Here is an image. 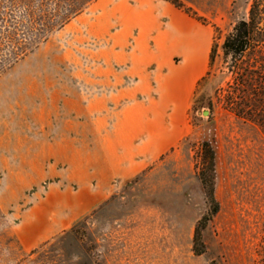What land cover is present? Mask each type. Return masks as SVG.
<instances>
[{
    "label": "rangeland",
    "instance_id": "1",
    "mask_svg": "<svg viewBox=\"0 0 264 264\" xmlns=\"http://www.w3.org/2000/svg\"><path fill=\"white\" fill-rule=\"evenodd\" d=\"M95 1L0 0V264H264V128L219 99L233 83L222 44L251 0H180L217 52L196 83L188 136L72 226L34 248L21 243L39 200L78 187L68 176L89 138L69 101L101 93L86 81L99 43L62 24ZM204 141L217 154L219 211L199 254L196 228L212 209L199 176Z\"/></svg>",
    "mask_w": 264,
    "mask_h": 264
},
{
    "label": "crops",
    "instance_id": "2",
    "mask_svg": "<svg viewBox=\"0 0 264 264\" xmlns=\"http://www.w3.org/2000/svg\"><path fill=\"white\" fill-rule=\"evenodd\" d=\"M88 10L64 29L82 43H99L98 65L86 81L101 93L69 101L89 150L71 163L68 181L78 187L51 189L24 216L17 232L24 247L100 208L117 184L176 148L189 134L195 86L208 67L209 36L165 0H96Z\"/></svg>",
    "mask_w": 264,
    "mask_h": 264
},
{
    "label": "trees",
    "instance_id": "3",
    "mask_svg": "<svg viewBox=\"0 0 264 264\" xmlns=\"http://www.w3.org/2000/svg\"><path fill=\"white\" fill-rule=\"evenodd\" d=\"M165 1L186 14L193 15L180 0ZM79 14L80 12H77L73 15L76 17ZM69 22V19L64 21L62 28ZM222 49L228 69L233 75V83L228 85L224 90V96H219V99L222 100L225 109L237 116L255 121L264 128V0H251L248 17L234 25L226 35ZM216 53V49H212L210 65L214 64ZM201 154L204 169L199 176L212 209L196 228L194 248L199 254L203 253L205 248L202 231L207 227L209 219L219 211L214 190L217 154L210 141L202 142ZM199 246L201 248H198Z\"/></svg>",
    "mask_w": 264,
    "mask_h": 264
}]
</instances>
